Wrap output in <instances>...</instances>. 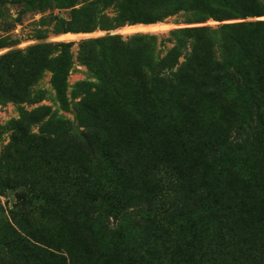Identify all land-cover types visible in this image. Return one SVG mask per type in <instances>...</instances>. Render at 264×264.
<instances>
[{
  "label": "trees",
  "instance_id": "obj_1",
  "mask_svg": "<svg viewBox=\"0 0 264 264\" xmlns=\"http://www.w3.org/2000/svg\"><path fill=\"white\" fill-rule=\"evenodd\" d=\"M99 3H114L116 26L155 24L179 11L185 21L201 22L209 17L245 18L264 9L262 0ZM169 39L174 44L163 56L157 47H164V40L158 43L153 35H136L125 41L110 37L82 42L97 48L92 55L87 54V64L97 82L75 86L81 96L78 106L85 131L75 133L67 128L62 136L91 148L102 133V118L107 121L109 115L125 112L124 102L142 101L145 110L154 114L159 111L155 104L172 101L188 105L182 111L189 116L174 131L181 142L194 138L188 126L204 123L211 131H227L232 148L259 147L257 142L263 137L260 130L264 129V21L179 28L170 32ZM71 44H56L62 48V55L56 65L54 87L62 103L66 101L65 79L70 67L67 49ZM201 101L250 107H223L213 116L204 117L192 107ZM31 124L32 120L25 117L14 122V139L44 143L47 134L42 130L31 133ZM106 144L107 157L118 161L112 164L118 180L107 182L108 196L99 218L108 221L112 213L114 220L128 221L135 227L143 264H264V170L251 182L252 196L250 192L247 195L243 188H233L232 184L244 169L243 164L229 151L208 144V179L196 169L178 165L179 170H165L156 180L151 179L152 173L142 172L139 180L119 164L122 157L116 142L109 139ZM24 154L21 151V156ZM20 161L5 154L0 159L1 186L8 182L11 189H18L10 208L4 211L0 205V264H72L61 252L64 249L70 255V250L49 236L51 229L67 223L68 217L46 197L48 181L38 173L29 177L27 168L21 163L19 166ZM148 180L151 185L146 188ZM157 195L163 197V202L156 200ZM89 206L88 202L87 210ZM128 206L133 212H127Z\"/></svg>",
  "mask_w": 264,
  "mask_h": 264
},
{
  "label": "rangeland",
  "instance_id": "obj_2",
  "mask_svg": "<svg viewBox=\"0 0 264 264\" xmlns=\"http://www.w3.org/2000/svg\"><path fill=\"white\" fill-rule=\"evenodd\" d=\"M117 14L114 3L104 5L99 0H0V159L3 154L19 157L18 164L27 168L29 177L38 173L48 181L46 197L69 219L65 224L54 226L49 236L70 250V255L64 249L61 252L72 264H143L138 254L140 239L135 227L128 221L114 220L112 213L108 214V221L99 218L108 196L107 182L118 180L112 167L113 162L118 161L106 155L109 139L119 146L122 157L119 164L125 165L139 180L142 172L143 175L152 173L151 179L156 180L165 170L178 168V165L196 169L208 179L211 174L206 166L209 165L208 144L229 151L232 158L243 164L244 169L232 184L233 188H243L247 195L250 192L252 196L251 182L264 170L263 128L260 130L263 137L257 142L259 147L232 148L228 145L227 131H211L204 123L188 126L194 138L188 143L181 142L174 131L189 116L182 111L188 106L183 102H160L155 104L159 111L153 114L145 110L144 102L130 99L124 102L125 112L113 113L107 121L102 118V133L91 148L82 141L62 136L67 128L75 133L85 131L78 106L81 96L75 86L80 82H97L87 64V54L92 55L97 48L94 50L93 44L84 46L82 42L110 37L125 41L136 35H153L158 43L164 40V47H157L163 56L174 44L169 38L175 29L264 21V9L245 18L209 17L201 22L185 21L183 12L179 11L159 22L168 26L160 31L125 33L124 28L142 23L116 26ZM64 34L75 35V38H62ZM66 43L72 44L67 49L70 67L65 79L66 101L62 103L54 87L56 65L62 55V48L56 44ZM235 106L250 107L210 101L192 105L204 117H211L224 108L234 110ZM24 117L32 120L31 133L38 134L42 130L47 134L44 143L14 139V122ZM156 146H160L159 149ZM153 148L157 149L154 154ZM21 151H25L22 156ZM161 151L163 153L159 154ZM148 183L149 180L146 188L151 185ZM2 185L0 183V205L5 211L12 206L18 189H11L8 182ZM155 189H158L156 184ZM55 192L56 197L52 196ZM163 192L161 190L160 194ZM157 196L156 200L163 202V197ZM88 202L91 208L87 210ZM127 212H133L132 206H128ZM1 247L5 252L4 244Z\"/></svg>",
  "mask_w": 264,
  "mask_h": 264
},
{
  "label": "bare ground",
  "instance_id": "obj_3",
  "mask_svg": "<svg viewBox=\"0 0 264 264\" xmlns=\"http://www.w3.org/2000/svg\"><path fill=\"white\" fill-rule=\"evenodd\" d=\"M167 25L164 24H149V25H145V24H137L134 26H128L126 28L123 29V32L125 33H134V32H152V31H156V30H162L164 28H167ZM62 38H75V35L72 34H64L63 36H61Z\"/></svg>",
  "mask_w": 264,
  "mask_h": 264
}]
</instances>
